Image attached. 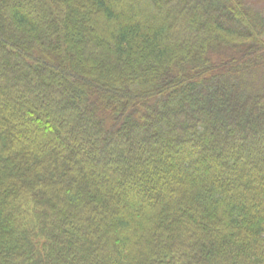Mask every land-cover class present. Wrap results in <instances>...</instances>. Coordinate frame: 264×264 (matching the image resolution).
<instances>
[{
    "label": "trees",
    "instance_id": "1",
    "mask_svg": "<svg viewBox=\"0 0 264 264\" xmlns=\"http://www.w3.org/2000/svg\"><path fill=\"white\" fill-rule=\"evenodd\" d=\"M0 264H264V9L0 0Z\"/></svg>",
    "mask_w": 264,
    "mask_h": 264
},
{
    "label": "rangeland",
    "instance_id": "2",
    "mask_svg": "<svg viewBox=\"0 0 264 264\" xmlns=\"http://www.w3.org/2000/svg\"><path fill=\"white\" fill-rule=\"evenodd\" d=\"M255 7L264 9V0H249Z\"/></svg>",
    "mask_w": 264,
    "mask_h": 264
}]
</instances>
